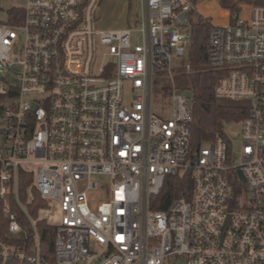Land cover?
<instances>
[{
    "label": "built area",
    "instance_id": "obj_1",
    "mask_svg": "<svg viewBox=\"0 0 264 264\" xmlns=\"http://www.w3.org/2000/svg\"><path fill=\"white\" fill-rule=\"evenodd\" d=\"M22 1L0 20V264H49L38 221L55 228L52 264H264V0H141L133 46L134 29L96 25L101 0ZM191 13L223 71L215 94L249 104L235 163L224 135L190 146L172 57L191 71ZM152 92L168 98L163 112ZM186 170L190 198L152 209L164 178ZM32 190L57 223L31 216Z\"/></svg>",
    "mask_w": 264,
    "mask_h": 264
},
{
    "label": "trees",
    "instance_id": "obj_2",
    "mask_svg": "<svg viewBox=\"0 0 264 264\" xmlns=\"http://www.w3.org/2000/svg\"><path fill=\"white\" fill-rule=\"evenodd\" d=\"M195 1V0H194ZM225 8L234 9L236 2L242 0H219ZM196 2V1H195ZM190 29L192 43L188 52L191 71L183 72L177 77V87L192 98V122L190 146L195 148L203 142L214 139L217 135H224L223 126L228 122H238L243 119L249 109L245 100H231L215 94V85L223 71L211 68L207 63V22L197 13H191ZM190 171L177 172L164 178L159 194L152 199V209H166L175 199H189L192 192ZM31 178L21 179L19 195L26 202V189ZM33 199L27 203L28 212L35 217L42 205L38 194L32 190ZM19 220H23L22 213H18ZM7 221L0 212V236L7 233ZM42 257L52 264L54 261L55 228L44 221L37 222ZM29 227L24 224L17 232L20 236Z\"/></svg>",
    "mask_w": 264,
    "mask_h": 264
},
{
    "label": "rangeland",
    "instance_id": "obj_3",
    "mask_svg": "<svg viewBox=\"0 0 264 264\" xmlns=\"http://www.w3.org/2000/svg\"><path fill=\"white\" fill-rule=\"evenodd\" d=\"M185 1V0H181ZM197 4L201 5L202 10H207V2L213 0H195ZM22 0H0V20L5 18V11L10 7H19L22 5ZM141 11V0H101L96 8V25L101 28H121L130 27L134 29L131 34V46L141 43V34L137 29L139 28V22H137ZM185 60L181 56L172 57V73L175 77L177 84V77L184 71ZM165 69H159L155 72L156 75L161 77V82L165 83ZM160 81V80H159ZM156 84V83H155ZM125 96L131 95L129 84H125ZM164 98V99H163ZM161 97L152 92L150 109L151 112L156 114L163 112L166 109L165 102L167 97ZM223 133L228 140L232 152V161L235 163L238 161V151L241 144L240 124L237 122H228L223 126ZM205 144V143H203ZM23 166L32 168V164H23ZM46 216L45 210H38L34 218H43ZM59 219V213L54 216H46V221L50 224L57 223Z\"/></svg>",
    "mask_w": 264,
    "mask_h": 264
},
{
    "label": "water",
    "instance_id": "obj_4",
    "mask_svg": "<svg viewBox=\"0 0 264 264\" xmlns=\"http://www.w3.org/2000/svg\"><path fill=\"white\" fill-rule=\"evenodd\" d=\"M187 102H188V104H191L192 103V98H188Z\"/></svg>",
    "mask_w": 264,
    "mask_h": 264
}]
</instances>
